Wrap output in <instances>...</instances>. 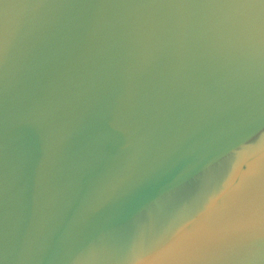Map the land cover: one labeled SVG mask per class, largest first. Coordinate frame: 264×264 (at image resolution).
Wrapping results in <instances>:
<instances>
[{
  "label": "water",
  "instance_id": "1",
  "mask_svg": "<svg viewBox=\"0 0 264 264\" xmlns=\"http://www.w3.org/2000/svg\"><path fill=\"white\" fill-rule=\"evenodd\" d=\"M264 166V0H0V264H162Z\"/></svg>",
  "mask_w": 264,
  "mask_h": 264
}]
</instances>
